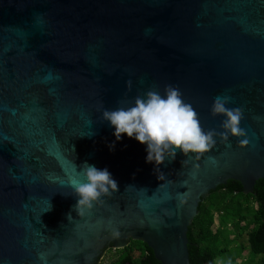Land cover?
Listing matches in <instances>:
<instances>
[{"label":"water","instance_id":"1","mask_svg":"<svg viewBox=\"0 0 264 264\" xmlns=\"http://www.w3.org/2000/svg\"><path fill=\"white\" fill-rule=\"evenodd\" d=\"M168 85L205 130L222 131L211 106L230 95L250 145L218 141L198 160L177 150L157 169L145 145L116 142L104 108ZM85 162L119 192L79 216L68 182ZM262 179L264 0H0V264H101L131 241L190 264L200 204Z\"/></svg>","mask_w":264,"mask_h":264},{"label":"clouds","instance_id":"2","mask_svg":"<svg viewBox=\"0 0 264 264\" xmlns=\"http://www.w3.org/2000/svg\"><path fill=\"white\" fill-rule=\"evenodd\" d=\"M131 85L128 81L129 89ZM232 101L230 95H218L213 100L211 114L224 118L219 132L205 130L193 106L183 99L179 88L172 85L166 86L163 93L149 89L131 102L120 101L115 109L104 108L101 118L114 129L116 142H122L126 135L145 145L146 162L159 169L166 160H175L177 150L189 159L193 157L189 154L194 153L198 160L212 152L218 141L231 146V139L235 138L240 148H247L250 139L241 126L245 119L244 109L229 107ZM115 146V142L110 144V151H114ZM68 183L72 189L70 194L77 197L75 211L79 216L90 214L95 207L104 204L106 197L119 192L118 182L107 168L98 169L87 162ZM183 196L178 194L181 202ZM70 218L71 213L68 220Z\"/></svg>","mask_w":264,"mask_h":264},{"label":"trees","instance_id":"3","mask_svg":"<svg viewBox=\"0 0 264 264\" xmlns=\"http://www.w3.org/2000/svg\"><path fill=\"white\" fill-rule=\"evenodd\" d=\"M198 212L188 232L190 264H216L218 259L222 264H264V179L249 195L241 183L229 181L213 191ZM113 251L111 264H161L141 241Z\"/></svg>","mask_w":264,"mask_h":264},{"label":"rangeland","instance_id":"4","mask_svg":"<svg viewBox=\"0 0 264 264\" xmlns=\"http://www.w3.org/2000/svg\"><path fill=\"white\" fill-rule=\"evenodd\" d=\"M114 257H115V251L112 250L105 256V258L102 260L101 264H111ZM247 258H248V252H245V254H243V256H242V259L244 261H246ZM222 261H223L222 259H218L216 261V264H222L223 263ZM231 264H233V262H231Z\"/></svg>","mask_w":264,"mask_h":264},{"label":"flooded vegetation","instance_id":"5","mask_svg":"<svg viewBox=\"0 0 264 264\" xmlns=\"http://www.w3.org/2000/svg\"><path fill=\"white\" fill-rule=\"evenodd\" d=\"M110 250H111V249H108V250H107L106 255L109 253ZM106 255H105V256H106ZM104 258H105V257H104ZM104 258H103V259H104Z\"/></svg>","mask_w":264,"mask_h":264}]
</instances>
